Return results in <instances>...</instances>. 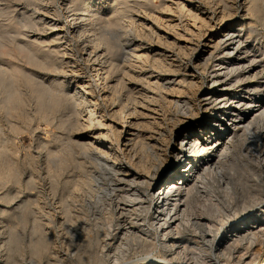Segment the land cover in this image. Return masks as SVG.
<instances>
[{"label": "bare ground", "instance_id": "obj_1", "mask_svg": "<svg viewBox=\"0 0 264 264\" xmlns=\"http://www.w3.org/2000/svg\"><path fill=\"white\" fill-rule=\"evenodd\" d=\"M83 3L80 18V3L62 1L73 12L62 36L55 26L54 36L17 45L33 69L0 64L1 109L10 113L30 103L36 122L52 121L62 110L57 124L65 132L59 144L41 145L50 146L42 161L55 207L46 202L36 164L25 181L17 173L19 202L0 209V217L6 223L19 212L22 227L31 212V227L18 243L17 230L0 225V264H24V255L39 264L48 252L55 264L264 260V37L256 27L264 25V0H162L173 10L167 21L182 24L184 36L161 34L157 24V40L149 43L111 32L129 28L134 7L154 9L149 0ZM67 36L82 44L93 82L78 78L68 43L50 49L42 40ZM1 150L0 176L6 177ZM61 179L65 191L56 198ZM56 230L65 233L66 253L55 247ZM139 252L158 259L123 262Z\"/></svg>", "mask_w": 264, "mask_h": 264}, {"label": "rangeland", "instance_id": "obj_2", "mask_svg": "<svg viewBox=\"0 0 264 264\" xmlns=\"http://www.w3.org/2000/svg\"><path fill=\"white\" fill-rule=\"evenodd\" d=\"M62 1L63 0H48V1L47 0H31V1L30 0H27V1L26 0H0V10L4 11V14H2V16L0 17V64L1 65H4L5 67H9V68H14V69H19V66H21L23 68H26V69H29V70L33 69L31 66H29V65H27L25 63V61L23 60V58H24L23 54L24 53L19 50L17 45H19V43H22V42H24V41H26L28 39H31V38H32V40L33 39H37V38H44V37L49 38L48 35L50 36V34H51V36H54L53 33H54L56 27H57L56 30L62 31V32H60L58 34V37L62 36V34H64V33H66V28L68 26V22L67 21L69 20L68 16L73 14V12H72V9L70 10V9L65 8L63 6V4H62ZM75 1H77L78 3H80L82 5L81 8H80V11L78 13L79 16H80L81 11L85 9V4L83 3L84 0H75ZM161 2H162V0H160V3H159V0H149V3L151 4L152 7H154V9L153 8H142V7H140L141 9H139V7H136V9H135V7H134L135 11H134V9L133 10L131 9V11H133V12H131V17L133 18L134 15H137V16L141 17L143 19L142 21H140L141 24L138 25L137 22L135 23L136 25L133 24L132 21H131L132 18H130V20H128V22L130 23V25L128 26L129 28L126 27L128 30L125 28V30H127V32L125 30H123V28H119V29L116 28L114 31H111V32H115L116 34H118L120 36H124V34L126 36L128 34L130 37L135 38V39H137V38L141 39V41H144L145 43H149L150 41L152 42V40H154L153 42H155V40H157L156 38H157V35H158V32H159V30L157 31V29H156L157 24H158V26L160 27V33L161 34H163V31L166 30V32H169V33H171V34H173L175 36H176V34H177V36H181V35L184 36V34L182 32V24L178 23V25H176V28H177L176 29L174 27V24L173 23L170 24V22L167 21V19H166V17H168L169 14L170 15L173 14L172 8L171 9L169 8L168 10L165 9V8H168V7H166L165 5H164L165 6L164 7L163 3H161ZM26 5H28V6H26ZM7 7H8V9H7ZM47 10H48V12H47ZM68 10H70V12ZM163 10L166 13H164ZM157 11H161V13L159 12V14H158ZM51 12H53V13H51ZM25 13H27V14H25ZM100 13H98V15ZM44 14H45V18H43ZM27 16L32 17L33 20H27V22H26L25 17H27ZM82 16L83 15L81 14L80 18H82ZM41 18H43V19H41ZM39 20H43L44 22H38ZM31 21H32V25H31V23L29 24V22H31ZM55 21H56V23H55ZM33 22H35L36 24L33 23ZM45 22H46L47 26L45 25ZM19 24L21 25V27H20ZM51 26H52V28H51ZM137 27H139V28H137ZM256 27L258 29L259 34L262 35V37H264V25L260 26V23H259V24H257ZM59 28H61V29H59ZM122 32H124V33L122 34ZM28 33H30V34H28ZM151 34H152V36H151ZM13 36H15V38L12 39ZM185 36L188 37L189 35H185ZM151 38H152V40H151ZM42 40H46L44 42V44L47 45L48 47H50V49H51V47L53 48L55 45H60L62 47H67L69 45L68 46V48H70L69 50L73 52V53L72 52L71 53H72L73 57L75 58V60H77V61H75L76 62L75 65L77 67V73H79V75H80V76H78V78L79 79H87L88 78L92 82L94 81V79L90 75L91 69H92L91 66L89 64H87L85 61L82 60V57H81V54H80L81 45L82 44L79 43L77 41V39L76 40L75 39H71L70 37L67 36V38H64V39H62V38L60 39L59 38V40H58L59 43H57V40L56 41H50L52 39H42ZM162 40H164V39H162ZM60 41H62V42H60ZM63 42L66 43V44L64 45ZM67 43H68V45H67ZM77 64H79V65H77ZM149 66L151 68V61H147L146 69H149ZM78 68L79 69L81 68V69L79 70ZM18 90H19V87H18ZM23 90H24V88H23ZM25 94L27 95V97L26 96L25 97L27 99H30L29 91H27ZM28 107L31 108V104L30 103L29 104L28 103L27 104H23V105H20V106L18 104L16 106V109L11 111L10 113H5L0 107V128H2V129H0V131L2 130L0 132V142H1L0 143V145H1L0 147L2 148V146H4L2 148L3 153H4V154L2 153V156L4 155L3 156L4 158L2 157V159L5 160V161L4 160L3 161L6 163L5 166H6V169L8 170V175H7L8 177L7 176L6 177L2 176V177H4V178H2L0 176V180H1L0 181V186H1L0 187L1 188L0 196H3L4 194H7L8 198H11L14 195L12 197V199H13L12 201H11V199H10V201L8 199V201L10 203H8V201L6 202L7 198H6V200L5 199L4 200L3 199L0 200L1 203L3 201L5 202V205H4V203H2L3 205L0 204V209H5L6 212H8L9 208L12 205H14V203H18L19 199H20L19 198V187H18V185L21 182L19 181V177H18L19 174H17V173H19V171L20 172L22 171V174H21L22 176H20V179L22 181H25L26 178H27L26 176H28V172H29L28 171L29 169H27V168H30L31 166H33V164H34V166L36 164V167L39 168V172H38L39 178L44 180V181L42 180L43 181V183H42L43 187L42 188H43V192L46 194V195L44 194V196H45L47 204L49 205L50 208L55 207V205L54 206L52 205L53 204V201H52V199H53L52 195L53 194L49 193L50 190L47 189L48 186H46V182H48V179L46 178V173H45L46 162L44 163L43 161L46 159V156H47L46 154H48V153L45 152L48 149V147H50L51 144H53L55 141L58 142V143L55 142L54 145L55 144H59L61 142V140L64 139L63 136L65 137V132H62L63 129L60 128L58 126V124H57V123H59V119L61 117H63L64 113H63L62 110H59V111L57 110V112H55V115H54V117H55L54 120L52 119V121H43V120H38L37 119V122H36L37 116L35 115L33 109H29ZM22 112H23V114H22ZM27 112H28V114H29V112L31 114V115L29 114L30 119L28 118L29 116H28ZM21 116H23V117H21ZM25 116H26V118H25ZM58 116H59V118H58ZM1 117H2V119H1ZM32 118H33V120H32ZM26 120L27 121L30 120V121L27 122ZM8 121H9L10 124L7 123ZM13 123H14V125H13ZM15 123L19 127L15 126ZM17 123H19V124H17ZM2 132H3V134H2ZM6 135H8V136H6ZM55 135H58V136H55ZM3 136H6V137H4L5 141L3 140ZM54 136L57 139H55ZM59 136H61L62 138H60ZM5 138H7V140L10 141V143H8V141H6ZM59 138H60V140H59ZM53 139L55 140L54 142H53ZM42 141H45L46 144L48 142V144L50 146L47 145L48 146V147H46L47 149H44L43 147H41V145L43 143H45V142L42 143ZM2 142L5 143L6 148L7 147H10V148L6 149L5 145H3ZM6 142H7L8 146H7ZM54 145H52V146H54ZM1 148H0V150H1ZM8 149H10L12 152L9 151ZM7 151H9V152H7ZM235 151H236L235 152L236 154L237 153L240 154V152L238 150H235ZM47 152H48V150H47ZM5 153H6L7 156H5ZM10 157H12L11 159L13 161H15L14 163H12L13 161L11 162ZM231 160L234 161V158L232 156H230V161ZM33 161L36 162V163H34ZM28 162H29V164H28ZM29 165H31V166H29ZM14 169H16V170H14ZM13 171H18V172H15L17 176L15 175V173H13ZM13 174H14V176H13ZM50 176H51V178H53L52 175H50ZM44 178L47 179V180H45ZM62 179L60 180V185H58L59 188H58V191H57L56 198H59L60 197L59 194L62 195V194H64V191H65V189L64 190L62 189V187H63L62 186V183H63ZM6 185H7V187H5ZM6 191L9 192L12 196H10V194H8ZM33 191H34V189H30L29 193H32ZM15 195H16V197H15ZM48 205H47V207H48ZM260 207L261 206L257 207L254 211H257L258 209H260ZM17 210L19 211V209H17ZM17 210H16V213L18 212ZM9 212L11 214V212H13V211H9ZM10 214L8 215V217L10 216ZM12 214H14V213H12ZM16 215H17L16 219H14L15 215L14 216L12 215V217H13L12 219L13 220L10 219L11 216L9 217V219L7 218L9 221L6 219L7 220V221L5 220L6 223H4V220H1V217H0V223H1L0 225L1 226L3 225V227L6 225L4 228H2L1 231H4V229H7V230L8 229L9 230L10 229H16L17 230V231H15V233L17 235L16 239H17V242L19 243V238L18 237H20L21 235H24V233H25V235H24L25 239L28 238L27 234H28V232L30 230V227H31L30 219L32 220V217H30V216H32V213L31 212L27 213L28 222L26 223V225L23 224L22 227L24 229L21 227V225L19 226V220H18L19 219L18 218L19 212ZM10 220H12V221H10ZM14 220H16V221H14ZM27 224H28V226L30 225L29 230H28ZM15 225H16L15 228H10V227H14ZM57 228L58 227H56L55 229H57ZM24 230L28 231L27 234H26V232ZM56 231L58 233L57 234L58 242H57L55 247H56V249L58 251L60 250L61 252L66 253L67 252V249H66L67 243H66V240H65V233H64V231H60V230H56ZM49 254H50V252H48V253L44 254L43 256H41L40 259L37 260V261H39L37 263L45 264V262H46V264H55V261H54L53 257H50ZM131 255L132 254H130V257L128 256V258H126L123 262H125L126 260H128V262L129 261L133 262V260L138 262V259H139V261H141V260L145 261V260L149 259L150 257L153 260H154V258L158 259V256L156 254H153L152 256H154V257H152V256H150V254H145L143 252H139V253L135 254L134 256L133 255L131 256ZM27 256L28 255H24L22 257L23 261H24V264H29L30 263L27 260V259H29V258H27ZM16 257L18 258V259L16 258V260H17L16 262H20L21 258H19V255H17ZM110 264H112V263H110ZM257 264H264V260L261 259L260 262L257 263Z\"/></svg>", "mask_w": 264, "mask_h": 264}]
</instances>
